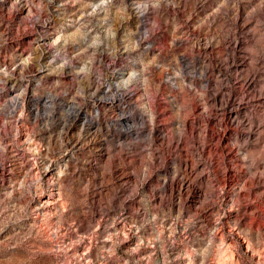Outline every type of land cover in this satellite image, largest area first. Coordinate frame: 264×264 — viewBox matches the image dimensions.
Segmentation results:
<instances>
[{
  "label": "rangeland",
  "instance_id": "obj_1",
  "mask_svg": "<svg viewBox=\"0 0 264 264\" xmlns=\"http://www.w3.org/2000/svg\"><path fill=\"white\" fill-rule=\"evenodd\" d=\"M0 264H264V0H0Z\"/></svg>",
  "mask_w": 264,
  "mask_h": 264
},
{
  "label": "bare ground",
  "instance_id": "obj_2",
  "mask_svg": "<svg viewBox=\"0 0 264 264\" xmlns=\"http://www.w3.org/2000/svg\"><path fill=\"white\" fill-rule=\"evenodd\" d=\"M114 101V100H113Z\"/></svg>",
  "mask_w": 264,
  "mask_h": 264
}]
</instances>
